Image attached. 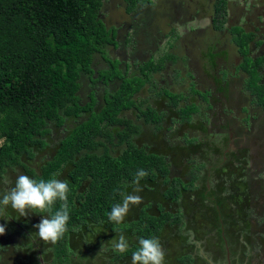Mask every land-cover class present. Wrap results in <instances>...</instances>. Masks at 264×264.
Here are the masks:
<instances>
[{"label":"rangeland","instance_id":"obj_1","mask_svg":"<svg viewBox=\"0 0 264 264\" xmlns=\"http://www.w3.org/2000/svg\"><path fill=\"white\" fill-rule=\"evenodd\" d=\"M204 1L206 0H198V2L149 0L148 4L140 5L132 13H128L125 10L124 0H103L102 14L109 27L118 29L113 42L118 46L108 45L105 52L112 59H107L106 62L100 54H97L92 66L99 63V68L109 65L124 68L129 64V75L138 73V68L147 58L146 63L149 65V60L152 58L158 59L167 51L176 52L177 61L167 60L163 71L150 74L151 79L157 84V89H153L152 92L150 88V94L146 89L138 94V97H147L145 102L154 106L157 112H164L161 128L151 130L152 127L141 123L142 119L137 118L134 109L125 110L122 116L142 125L140 133L133 135L138 144L144 143L149 151L167 156L170 176L181 177L184 182H188L192 171L197 175L193 182L194 188H182L181 195L176 200L163 195L162 190L165 186L161 180L139 182L142 190L136 194L142 197L143 202L130 206L125 221L134 220L140 206L147 201L154 206L160 203L170 212H179V219L165 223L160 233L155 236L159 238L166 254L165 264H264V151L261 152L264 141L263 145L258 143L257 149H254L248 139L245 146L250 145V148H242L243 143L246 142L245 138H252L253 142L258 139L257 135L264 136V110L261 105L254 108L250 104L254 94L249 93L244 87L248 79L247 73L242 69L234 70L231 67L238 64L240 58L230 61L227 59V54L223 56V66L227 71L228 67L232 70H229L224 81L221 75L215 81L225 89L223 101L219 103L212 101L213 97L220 96V93L216 94L215 87L210 85L211 82L206 83L210 74L208 66L202 64V76L193 70L197 69L198 58H201L205 51V38L209 35L205 28L210 26V18H201V21L194 25L188 16L191 14V7L196 8ZM229 2L233 4L235 0ZM177 3L186 5L179 6L181 15L173 22L178 34L173 35L172 38L170 36L164 38V34L169 35L167 30L171 25V17L175 18L168 9ZM259 25L261 29L264 28V25ZM260 38L263 43L252 46L250 53L252 56L264 54V32L261 33ZM126 39L129 43H126ZM223 41L224 39L220 42L223 49H217L227 52L228 47H232L233 43ZM209 44L211 46V43ZM137 63L139 65H136ZM146 63H143L142 67ZM260 69L264 82L263 60ZM174 70L177 71L172 76ZM93 76L96 77L94 74ZM203 76L206 77L204 80H202ZM86 77L87 75L84 76ZM168 79L171 81L168 82ZM191 79L197 81V87L201 88L206 83L205 86L212 90L210 97L212 105L207 112L204 110L207 107L204 101L201 107L197 108L198 111L193 114L190 122L180 123L181 120L176 121L178 111L169 107L170 105H190L188 103L192 100L197 103L202 102L197 93L193 95L189 91ZM97 82L95 81L96 85L93 83V87L104 91L103 95L116 88L115 82H109L107 87L102 81ZM227 85L228 89L225 87ZM91 86L92 83H88V88ZM160 87L185 92L187 98L183 93H172L167 89L165 90L167 97L164 98L162 92L160 95L156 93ZM239 87L246 96L235 97L234 89L238 90ZM94 88L90 90L89 97L96 95ZM139 102L142 101H136V104ZM192 107L190 105V108ZM205 116H208L207 120ZM66 126L67 124L60 126L58 132L63 135ZM230 126L233 128L231 132ZM58 132L54 130L52 136H56ZM52 136L51 139H56ZM186 138L189 141L185 140ZM1 142L2 138H0ZM110 150L113 154L118 151L117 147H112ZM34 154L33 158L23 157L22 163L0 171V198L5 191L14 186L19 175L26 174L33 177V174L27 172L22 164L36 173L40 172L42 164L49 155L46 150H35ZM68 168L69 165L61 168L55 178L61 180L65 178ZM135 188V184L130 185L127 193H133ZM201 190H205L202 194L203 199L199 196ZM231 198H234V201L230 200ZM248 211L252 213L248 214ZM42 215L45 214L29 210L27 216L21 217L11 206H8L5 216L10 218L0 217V224L6 225L5 234L0 235V264H60L59 261L54 263L52 260L48 261L46 252L50 249L51 243L40 240L37 235L38 229L34 227L40 222ZM121 232L128 239L130 246L137 242L136 234L131 233L129 229L121 231L94 224L78 227L70 236V247L75 250L72 258L70 255L71 259L62 264H131L132 255L119 259L113 257L112 241L118 240ZM183 254L187 256L181 259ZM214 254L221 256L222 260L214 258Z\"/></svg>","mask_w":264,"mask_h":264},{"label":"trees","instance_id":"obj_2","mask_svg":"<svg viewBox=\"0 0 264 264\" xmlns=\"http://www.w3.org/2000/svg\"><path fill=\"white\" fill-rule=\"evenodd\" d=\"M124 2L126 12L132 13L149 0ZM102 6L103 0H0V171L22 163L23 157L33 158L35 150H46L49 157L39 173L22 164L33 178H53L69 165L62 180H68L71 189L68 196L71 218L63 238L51 243L46 252V258L53 263L62 264L72 258L75 250L70 247V236L80 226L94 224L135 233L137 242L127 253H113L114 259H119L132 255L141 237L157 236L165 223L179 219L178 211L170 212L160 203L154 206L147 201L134 220L120 225L109 221L107 213L114 204L122 203L121 193H127L134 184L138 170L148 172L140 182L161 180L165 186L163 195L173 200L181 195L182 188L193 189L197 178L195 171L188 182L170 176L167 156L149 151L144 143L138 144L133 135L140 133L142 125L122 116L125 110L134 109L141 123L152 127L151 130L161 128L164 112H157L145 102L147 97L138 94L144 86H148L149 94L150 88L152 92L157 89L150 74L161 69L173 55L166 53L156 61L151 59L149 65L145 62L138 73L129 75V64L124 68L109 65L94 69L92 63L97 54L107 62L112 58L105 48L118 46L113 43L117 29L107 24ZM214 10V28L221 29L226 22L225 0H216ZM232 30L236 36L233 41L243 56L240 67L248 74L245 85L264 110L260 69L263 57L251 59L246 54L254 34L243 32L238 26ZM98 80L104 85L115 82V90L103 95L104 91L94 88L96 95L89 97L93 83ZM88 83H92L90 88ZM158 90L157 94L162 92L167 97L166 88ZM190 105L170 106L178 111L179 120L189 121L198 108ZM63 124L67 126L62 135L58 131ZM54 130L58 132L56 136H52ZM250 144L254 149L259 145L255 140ZM112 147L118 150L114 154ZM202 194L203 190L199 191L203 199ZM59 204L58 201L55 209ZM186 256L183 254L181 259Z\"/></svg>","mask_w":264,"mask_h":264},{"label":"clouds","instance_id":"obj_3","mask_svg":"<svg viewBox=\"0 0 264 264\" xmlns=\"http://www.w3.org/2000/svg\"><path fill=\"white\" fill-rule=\"evenodd\" d=\"M185 140L189 141L187 138ZM147 175L148 172L144 169L137 171L133 181L136 188L131 194L121 193L122 203L114 204L111 211L107 213L110 222L116 225L124 223L130 206L143 202L142 197L136 193L142 190L139 187L140 179ZM7 182L5 178V183ZM70 191L69 181L57 179L55 174L53 178L47 180L21 174L16 178L14 186L5 191L0 198V217L10 218L5 216L8 206H11L21 217L27 216L29 210L39 213L47 212L49 215H42L40 222L34 227L38 229L37 235L40 240L55 244L68 231V222L71 218L68 203ZM58 201L59 208L55 209ZM5 232L6 225L0 224V235ZM112 250L118 254H125L130 250L129 241L122 232L118 240L112 241ZM165 255L158 237H141L138 246L132 252L131 264H165Z\"/></svg>","mask_w":264,"mask_h":264},{"label":"flooded vegetation","instance_id":"obj_4","mask_svg":"<svg viewBox=\"0 0 264 264\" xmlns=\"http://www.w3.org/2000/svg\"><path fill=\"white\" fill-rule=\"evenodd\" d=\"M215 1L216 0H206L203 3L199 4L196 8L195 7H191L190 8V13L191 14H189V16H188L189 19L194 22L193 23L194 25H195L196 22L201 21V18H204V17L210 18V26H209L210 28L209 27L208 28H205L207 30L206 32H209V35H210V36L207 35L206 38H205V40H206L205 41V45H206L205 46V51L202 53L201 58H198L199 59V64H197L198 65L197 66V69H193V68H191V69L196 70L199 73V75L202 76L203 74L201 73L202 72L201 66H202V64H206L208 66V68L210 69V74H209V76H207V79L208 80H207L206 83L211 82L210 85L215 87L216 94L217 93H220V96L213 97V101H212L210 99V97L212 96V90L211 89L209 90V88L205 86L206 83L200 88V87H197V81H193V79H191V80H189V86H188L189 91L191 92V94L194 95V93H197L200 96V101H202V102L197 103V102H194L192 100L188 104H192L193 103L194 105L198 106V108H199V107H201L200 105H202V103L205 101L207 103L206 104L207 107H205L204 110H206L207 112H208L209 108L211 107L212 103H219V102H222L223 101L222 97L224 95L223 93L225 92V89H224L223 86H221L219 84H216L215 81H216L217 77L219 75H221L223 77V81H224L226 75H228L229 72L233 68H234V70H240V69H242L240 67V64H242V62H243V56H242V54H241V52L239 50V47H238L237 43H235L233 41V37H236L234 35V33H233L234 30H232L233 27L238 26L239 28L242 29L243 32H250V33H253L254 34L253 39H251L248 42V50H247V53L246 54H248L251 57V59H257L259 57H263V61H264V54H258V55H255V56H252L250 54L251 53V49H253L254 46H258V45H261L263 43L262 40H261V38H260V35H261V33L264 32V28L261 29V26L259 24L264 25V22H263L264 21L263 20V17H264V0H260L261 2H254L253 0H247V1L246 0H241L239 2L238 0H235V2L233 4H230L229 0H225V6H226V22H225L224 27L221 28V29H216V28H214V25H213V17H214V13H215V10H214ZM196 2H198V0H196ZM171 6H173V4ZM179 6H186V5L183 4V3H180V4L177 3V4L174 5V7L168 9L169 10V13H171V16H174L175 18H172L171 17V19H170V24L171 25H170V27L167 30L168 31L167 33H169V35H165L164 34L163 35L164 38H167L169 36L172 38L173 35L175 36L176 34H178L176 32V30H175V26H174L173 22L175 20H177L178 17L181 15L180 12H179V9L181 7H179ZM248 6H250V7H248ZM125 10H126V6H125ZM200 14H202V15H200ZM191 29H194V28L191 27ZM117 32H118V29L116 30V33ZM222 39H224L223 42H227V43L232 42L233 43V46L232 47H228V51L227 52H225V51H218V49H217V48L223 49L222 46L220 45V42L222 41ZM209 43H211V46H209L210 45ZM169 45L170 44L168 43V48H169ZM166 53H169V54H172L173 55V58H171V59L169 58L167 60H170L171 62L173 60H175V61L178 60V56H177V54H175L176 52L170 53L169 51H167ZM225 54H227V59H230V61L231 60H235L237 58H240L241 59L238 62V64H235L234 65V67L231 66L232 69L230 67H228V71H227V68L223 66V62L224 61L222 59H223V56H225ZM163 55L164 54H162V56ZM162 56H160L159 58H161ZM149 59H151V58H149ZM152 59L155 60V61L158 60V59H154V58H152ZM191 59L193 60V58H191ZM147 60H148V58L143 63L147 62ZM166 61H165V63H166ZM165 63H164V66H165ZM94 65H93V68L94 69H98L99 68L98 66L100 64L99 63H96ZM136 65H139V64L137 63ZM164 66L161 69H159L157 71H154V72L155 73H158V71H160V70L163 71V69L165 68ZM105 68H108V67H105ZM176 71L177 70L172 71L171 75L173 76ZM204 77L205 76L202 77V80H204ZM247 78H248V74H247ZM169 81H171V79H168V82ZM98 82H100V81L98 80ZM261 82H262V79H261ZM110 83H112V82H110ZM262 83H264V82H262ZM245 84H246V81H245ZM94 85H96L95 82H94ZM107 85L108 84H106V87H107ZM225 87L228 89L229 86L227 85ZM244 87L246 88V90L249 91V93H252L250 91V89L246 87V85ZM160 88H164V87H160ZM145 89L148 92L147 87L145 88V86H144L143 90H145ZM166 89L168 91L172 92V93L173 92H175V93H178V92L183 93V95H185L186 98H187V94L185 92L174 91L173 88L172 89L171 88H166ZM95 90H96V88H95ZM234 91H235V94H236L235 97L240 96V98H242V95L243 94H242V91H241V88L240 87H239L238 90H235L234 89ZM101 92H102V90H101ZM200 93H203L204 95L201 96ZM188 96H190L189 93H188ZM204 96H206V97H204ZM243 96H246V95H243ZM255 98H257V97L254 94L253 101L250 100V104L252 106H254V108L257 106V104L255 102ZM211 101H212V103H211ZM169 107H171V106H169ZM192 117H193V114L191 115L189 121H180L179 120V117H178V119L176 121L177 122L180 121V123H182V122H190L192 120ZM205 117H206L205 120H207L208 116H205ZM226 127H228V126L226 125ZM232 129L233 128L230 126L229 131L231 132ZM223 130H225V129H223ZM217 131L220 132L221 130H217ZM226 131L228 132V130H226ZM256 137L258 139L255 140V141L258 142L259 144L264 141V136L258 137V135H257ZM248 139H250V143H251L252 142V138H245L244 140L246 141V143H248L247 142ZM228 141H229V139H228ZM263 161H264V159H263ZM207 189H210V188L207 187ZM209 249L212 251V253H215L211 248H209ZM213 257L214 258H217V260H222L221 256H219L217 254H214Z\"/></svg>","mask_w":264,"mask_h":264},{"label":"crops","instance_id":"obj_5","mask_svg":"<svg viewBox=\"0 0 264 264\" xmlns=\"http://www.w3.org/2000/svg\"><path fill=\"white\" fill-rule=\"evenodd\" d=\"M243 132H244V131H242V133H243ZM242 133L240 134L241 136H242ZM242 138H243V137H242ZM245 143H246V142L243 143L242 148H250V145H249V146H245Z\"/></svg>","mask_w":264,"mask_h":264},{"label":"water","instance_id":"obj_6","mask_svg":"<svg viewBox=\"0 0 264 264\" xmlns=\"http://www.w3.org/2000/svg\"><path fill=\"white\" fill-rule=\"evenodd\" d=\"M40 260H41V258H40Z\"/></svg>","mask_w":264,"mask_h":264}]
</instances>
